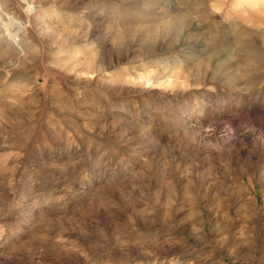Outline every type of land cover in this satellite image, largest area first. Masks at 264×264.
Segmentation results:
<instances>
[{
    "label": "rangeland",
    "instance_id": "obj_1",
    "mask_svg": "<svg viewBox=\"0 0 264 264\" xmlns=\"http://www.w3.org/2000/svg\"><path fill=\"white\" fill-rule=\"evenodd\" d=\"M0 4V264H264V0Z\"/></svg>",
    "mask_w": 264,
    "mask_h": 264
},
{
    "label": "bare ground",
    "instance_id": "obj_2",
    "mask_svg": "<svg viewBox=\"0 0 264 264\" xmlns=\"http://www.w3.org/2000/svg\"><path fill=\"white\" fill-rule=\"evenodd\" d=\"M13 1V0H12ZM0 7H1V4H0ZM1 8H3V7H1ZM8 9V8H7ZM10 9V8H9ZM1 14V13H0ZM2 14H4V13H2ZM11 15V14H10ZM4 17V16H3ZM7 17V16H6ZM10 18V20H9V23H13L14 25H15V27H17L18 26V24H21V22L17 19V17L16 18H14V16H13V18H11V17H9ZM4 20V19H3ZM8 20V19H7ZM2 23V22H1ZM3 24H5L6 26H9V24H8V22H6V23H3ZM24 24V23H23ZM3 27V26H2ZM6 28V27H5ZM18 28H19V26H18ZM15 29V28H14ZM1 30V29H0ZM4 31V30H3ZM8 33V32H7ZM1 35V34H0ZM14 35V34H13ZM4 36H6V35H4ZM3 40H4V38H3ZM208 137H209V135L206 133V132H204L203 130H198L197 131V133H196V138L198 139V141L199 142H204V141H206L207 139H208Z\"/></svg>",
    "mask_w": 264,
    "mask_h": 264
}]
</instances>
